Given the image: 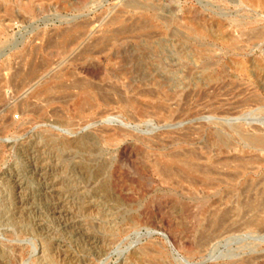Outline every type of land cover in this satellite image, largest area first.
I'll use <instances>...</instances> for the list:
<instances>
[{
	"label": "rangeland",
	"instance_id": "rangeland-1",
	"mask_svg": "<svg viewBox=\"0 0 264 264\" xmlns=\"http://www.w3.org/2000/svg\"><path fill=\"white\" fill-rule=\"evenodd\" d=\"M0 264H264V8L0 0Z\"/></svg>",
	"mask_w": 264,
	"mask_h": 264
},
{
	"label": "bare ground",
	"instance_id": "bare-ground-1",
	"mask_svg": "<svg viewBox=\"0 0 264 264\" xmlns=\"http://www.w3.org/2000/svg\"><path fill=\"white\" fill-rule=\"evenodd\" d=\"M246 1V3L248 2L249 4H252L253 6H256V7H259V8H264V0H245ZM36 72V71H35ZM32 74H34V71H32ZM83 86V85H82ZM55 88V87H54ZM58 89V88H57ZM91 87H82V89L80 88L79 90L80 91H85V92H91ZM50 91V90H49ZM55 93V92H54ZM52 94V93H51ZM52 100V99H51ZM35 111H37L36 109H35ZM40 111V110H39ZM248 135V134H247ZM255 137L254 136H250L248 139H254ZM195 164V163H194ZM187 165V164H186ZM183 166V165H182ZM187 167H188V165H187ZM191 171H193V169L195 168V167H191V166H189L188 167ZM196 169V168H195ZM182 171H180V173H181ZM194 172V171H193ZM202 172V171H201ZM179 173H177L176 174V172L173 174L175 177L174 178H178V179H180L179 180V182L178 183H180V182H182V183H187V184H189L190 186H194V189H195V187H197V184H198V182H200V183H204V186H208V185H206L207 184V182L208 181H210V178L207 176V175H205L203 178H201L200 179V181L198 180V178H194V177H192L191 175H189V174H182V175H178ZM170 178H171V175H170ZM167 179V178H166ZM171 179H173V178H171ZM212 179V178H211ZM213 180V179H212ZM172 181V180H171ZM215 181H216V179H215ZM174 182V181H173ZM217 185V184H216ZM180 188V187H179ZM185 190V189H184ZM221 216V215H220ZM244 216V215H243ZM222 221V220H221ZM219 225V224H218ZM218 227V226H217ZM239 227V226H238ZM204 229H206V227H204ZM237 230V229H236ZM204 231H206V230H204ZM201 237V236H200ZM203 238H204V236H203ZM217 238V237H216ZM207 239V238H206ZM205 240V239H204ZM209 240V239H208ZM207 241V240H206ZM205 241V242H206ZM199 242V241H198ZM202 242H203V240H202ZM208 242V241H207ZM204 244V243H203ZM152 250V249H151ZM148 251V250H147ZM155 252V251H154Z\"/></svg>",
	"mask_w": 264,
	"mask_h": 264
}]
</instances>
